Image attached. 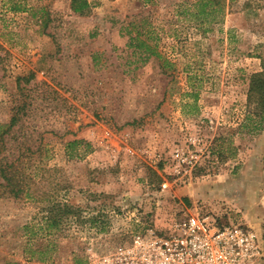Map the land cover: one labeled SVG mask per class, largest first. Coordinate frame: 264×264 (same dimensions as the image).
<instances>
[{"label": "rangeland", "instance_id": "obj_1", "mask_svg": "<svg viewBox=\"0 0 264 264\" xmlns=\"http://www.w3.org/2000/svg\"><path fill=\"white\" fill-rule=\"evenodd\" d=\"M198 1L0 0V121L31 73L29 129L59 167L41 189L74 208L48 234L42 202L0 197V264H133L136 233L196 212L261 228L264 123L247 99L264 0ZM73 138L93 151L68 159Z\"/></svg>", "mask_w": 264, "mask_h": 264}, {"label": "trees", "instance_id": "obj_2", "mask_svg": "<svg viewBox=\"0 0 264 264\" xmlns=\"http://www.w3.org/2000/svg\"><path fill=\"white\" fill-rule=\"evenodd\" d=\"M206 4L208 1H198V13L205 11ZM72 8L75 12L83 13V7H79L74 2ZM134 40L136 43H133ZM127 44L142 50L144 59L152 54L160 57L159 53L138 35L129 36ZM32 78L31 73L27 76H17V91L21 97L13 103L8 121H0V197L11 196L42 202L41 209L45 214L44 226L47 233L51 234L53 230L59 228L64 216L74 212V208L68 203L52 198L50 194L46 193L50 191L41 189L40 182L55 177V172L59 170V167L48 164L52 151L47 146L43 133L29 129V109L32 104L30 92L34 88H27L26 84ZM21 80L25 82L24 85H21ZM247 107V119L254 129L261 128L264 123V71L253 74L250 79ZM30 127L32 128V125ZM61 142L64 154L68 159H80L93 151L92 144L83 138L62 140ZM232 153L234 155L235 151ZM35 251H28L29 258L34 257ZM38 259L46 260L43 257ZM76 264H81V262Z\"/></svg>", "mask_w": 264, "mask_h": 264}, {"label": "built area", "instance_id": "obj_3", "mask_svg": "<svg viewBox=\"0 0 264 264\" xmlns=\"http://www.w3.org/2000/svg\"><path fill=\"white\" fill-rule=\"evenodd\" d=\"M133 237V252L140 256L133 264H264V224L256 230L221 223L208 212L185 214L166 232Z\"/></svg>", "mask_w": 264, "mask_h": 264}]
</instances>
